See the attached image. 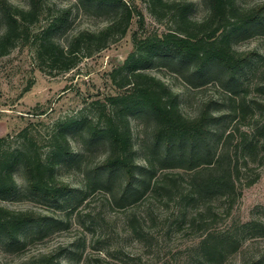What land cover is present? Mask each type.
<instances>
[{"label":"trees","instance_id":"trees-1","mask_svg":"<svg viewBox=\"0 0 264 264\" xmlns=\"http://www.w3.org/2000/svg\"><path fill=\"white\" fill-rule=\"evenodd\" d=\"M45 1L29 0L28 7H22L0 0L4 25L0 56L31 43L42 63L68 71L83 53L91 55L115 37L125 36L134 15L139 17L140 28L145 25L143 13L130 1L81 0L113 11L111 20L99 30L78 31L62 44L55 34L65 25L67 9L53 13L46 27L32 33L41 16L53 10L45 7ZM146 1L159 19L170 15L174 29L145 36L134 32L131 52L111 73L119 93L93 103L102 108L96 120L71 116L58 122L47 138L50 150L46 156L36 149L27 127L19 133L23 139L19 146H6L0 138V198L20 190L15 177L18 169L24 173L26 191L62 209L74 207L76 192L83 196L103 192L119 208L135 206L148 197L164 207L173 204L178 226L187 224L199 233L185 264H264L261 250L241 261L236 258L247 249L248 239L264 237V214L247 221L233 217L243 185L255 183L260 176L257 166L264 164V98L248 97L245 81L259 54L235 49L233 37L258 30L264 33V2L246 8L237 0H205L209 12L198 21L190 17L191 1ZM160 65L186 72L192 87L214 81L223 93L204 101L197 115H186L180 94L149 72ZM256 90L264 95V78ZM143 113L151 121L150 133L137 149L130 119ZM74 130L85 133L86 144L106 146V156L92 169L94 174H86L84 189L63 181L57 171L63 163H81L85 157V152H75L70 144L69 134ZM135 221L141 220L134 212L129 225L141 236L143 230ZM63 223L35 209L0 204V243L11 248L25 246L28 231L39 234ZM85 244L80 239L73 244L74 250L60 246L17 264H65L64 259L73 264L82 259Z\"/></svg>","mask_w":264,"mask_h":264},{"label":"rangeland","instance_id":"rangeland-1","mask_svg":"<svg viewBox=\"0 0 264 264\" xmlns=\"http://www.w3.org/2000/svg\"><path fill=\"white\" fill-rule=\"evenodd\" d=\"M15 5L28 7L29 0H9ZM133 3L144 16L145 25L140 28L139 17L134 15L125 36H117L107 47L94 51L91 55L80 57L77 65L68 71L42 63L36 55L34 44L18 45L9 54L0 56V138L6 146L16 147L22 144L19 133L30 129L36 149L46 156L50 150L47 138L57 123L71 116H88L96 120L100 100L119 93L111 79L115 67L124 62L133 48L132 35L145 36L151 33L161 34L174 29V20L169 15L159 19L149 9L146 0H125ZM193 3L190 17L202 20L209 12L205 0H186ZM246 8L256 6L264 0H237ZM53 10L44 13L32 26V33L46 27L56 11L67 9L65 25L55 34L62 44H67L78 31L99 30L111 20L113 11L99 8L81 0H46L45 7ZM0 15V32L3 31ZM264 30V29H263ZM240 33L233 37V46L237 50H253L256 56L254 66L247 70L245 78L248 97L264 98L256 86L264 78V33ZM252 64V65H253ZM149 72L165 81L180 94L181 109L189 116L199 112L201 104L211 98H218L222 88L214 81L200 87H192L185 79L186 72L176 73L169 65L154 66ZM29 86V87H28ZM29 88L25 90L26 88ZM109 108V107H108ZM131 130L136 148L149 138L150 119L143 113L141 117H131ZM86 135L79 130L69 134L70 144L75 152H85L81 163L65 162L57 169L58 176L70 185L81 189L86 174L106 156V146H90L85 142ZM141 155V154H139ZM259 179L250 186L241 189L242 195L234 210V218L247 221L264 214V164L257 166ZM94 173L92 172V175ZM19 191L6 199L0 198V204L14 209H35L57 219L63 220V226L42 233L31 230L25 246L8 247L0 243V264H17L22 259L39 252H47L66 246L74 250L77 242H85V252L81 260L73 264H185L189 260L192 244L198 238L188 225L178 226L179 217L175 206L164 207L146 197L132 207L119 208L105 197L103 192L95 191L87 196L76 192L74 207H58L26 191V181L22 169L15 172ZM245 182V180H243ZM243 182V184H244ZM83 198V199H82ZM82 199V200H81ZM65 204V203H60ZM140 218L135 226L143 230V235H135L129 220L133 213ZM247 249L239 252L241 261L253 252L264 251V237L247 240ZM83 250V249H82ZM101 258V261H97ZM65 264L68 263L64 259Z\"/></svg>","mask_w":264,"mask_h":264}]
</instances>
